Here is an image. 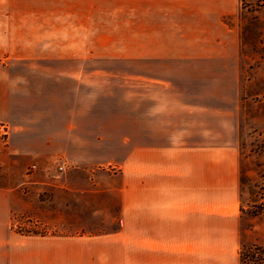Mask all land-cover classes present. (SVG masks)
<instances>
[{
    "label": "crops",
    "instance_id": "obj_1",
    "mask_svg": "<svg viewBox=\"0 0 264 264\" xmlns=\"http://www.w3.org/2000/svg\"><path fill=\"white\" fill-rule=\"evenodd\" d=\"M239 10V0H0V55L15 60L0 67V124L72 165L27 175L49 185L42 201L0 188V264H242L236 144L181 142L184 130L166 125L202 112L171 93L182 81L96 77L104 69L84 64L95 55L172 71L233 58L226 20ZM110 82L130 93L97 92ZM139 85L162 88L146 109ZM13 214L83 233L21 235Z\"/></svg>",
    "mask_w": 264,
    "mask_h": 264
},
{
    "label": "rangeland",
    "instance_id": "obj_2",
    "mask_svg": "<svg viewBox=\"0 0 264 264\" xmlns=\"http://www.w3.org/2000/svg\"><path fill=\"white\" fill-rule=\"evenodd\" d=\"M239 3L238 14L226 20L238 33V52L233 58L203 63L195 70L172 71L155 70L153 63H117L114 59L100 60L95 55L86 59L84 64L85 69L92 72L104 69L103 72L97 71L96 77L114 79L126 77L133 71L140 78L158 76L182 81L171 93L181 92L183 102L193 104L202 112L195 118L164 119L166 125L173 123L184 130L181 142L236 144L240 157L241 210L245 216L241 250L253 244L264 246V0H239ZM13 61L10 55H0L2 69ZM15 67L21 71L18 65ZM191 80L197 82L192 84ZM129 90L126 85L110 82L101 85L97 92L112 93L120 98L129 94ZM161 90L155 86L135 87L139 109L148 108L144 98L148 93L156 96ZM114 104L109 101L105 105L111 108ZM57 163L58 157L51 156L49 150H42L32 139L27 140L12 127L0 124V188H9L16 193L29 192L31 197L42 201L49 196V185L41 182L29 184L33 179L27 177V169L32 164L45 167L46 171L41 169L34 178L42 181L49 177H43L46 173H57ZM36 212L40 214V210ZM11 229L21 235L39 237L82 236L83 233L82 230L52 229L42 225L40 219L16 214L12 216Z\"/></svg>",
    "mask_w": 264,
    "mask_h": 264
},
{
    "label": "trees",
    "instance_id": "obj_3",
    "mask_svg": "<svg viewBox=\"0 0 264 264\" xmlns=\"http://www.w3.org/2000/svg\"><path fill=\"white\" fill-rule=\"evenodd\" d=\"M242 264H264V246L253 244L239 251Z\"/></svg>",
    "mask_w": 264,
    "mask_h": 264
},
{
    "label": "built area",
    "instance_id": "obj_4",
    "mask_svg": "<svg viewBox=\"0 0 264 264\" xmlns=\"http://www.w3.org/2000/svg\"><path fill=\"white\" fill-rule=\"evenodd\" d=\"M38 166L36 164H32L28 169H27V173L28 175L31 174L33 171L37 170ZM56 168L59 171H64V170H68L72 168V165H70L66 160L64 159H59L58 163L56 165ZM112 170H115V167L111 168Z\"/></svg>",
    "mask_w": 264,
    "mask_h": 264
}]
</instances>
